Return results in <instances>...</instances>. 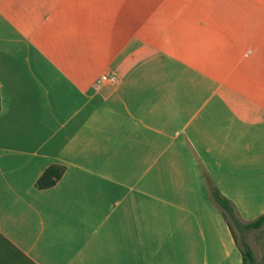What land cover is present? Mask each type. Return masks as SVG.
Wrapping results in <instances>:
<instances>
[{"label":"crops","instance_id":"obj_1","mask_svg":"<svg viewBox=\"0 0 264 264\" xmlns=\"http://www.w3.org/2000/svg\"><path fill=\"white\" fill-rule=\"evenodd\" d=\"M199 164L264 212V0H0V234L32 263L243 264Z\"/></svg>","mask_w":264,"mask_h":264},{"label":"trees","instance_id":"obj_2","mask_svg":"<svg viewBox=\"0 0 264 264\" xmlns=\"http://www.w3.org/2000/svg\"><path fill=\"white\" fill-rule=\"evenodd\" d=\"M200 176L207 192L208 199L215 205L219 213L227 223L229 229L233 230L235 225L240 230L259 229L264 223V212L250 221H241L234 205L224 197L216 187L208 173L199 164ZM64 166L57 163L47 165L34 181V187L44 189L55 184L61 177ZM234 237V233H233ZM237 246L241 253L243 264H251L253 255L244 241L239 242L236 237ZM0 264H34L25 257L15 246H13L3 235L0 234Z\"/></svg>","mask_w":264,"mask_h":264},{"label":"rangeland","instance_id":"obj_3","mask_svg":"<svg viewBox=\"0 0 264 264\" xmlns=\"http://www.w3.org/2000/svg\"><path fill=\"white\" fill-rule=\"evenodd\" d=\"M233 231L236 239L246 241L253 250V262L251 264H264V225L259 229L240 230L235 225Z\"/></svg>","mask_w":264,"mask_h":264},{"label":"built area","instance_id":"obj_4","mask_svg":"<svg viewBox=\"0 0 264 264\" xmlns=\"http://www.w3.org/2000/svg\"><path fill=\"white\" fill-rule=\"evenodd\" d=\"M108 79H109V76L105 73H103L99 76V80H101V81H107Z\"/></svg>","mask_w":264,"mask_h":264}]
</instances>
